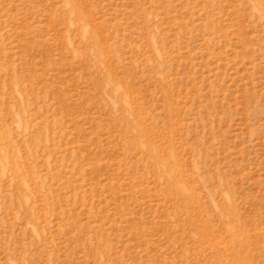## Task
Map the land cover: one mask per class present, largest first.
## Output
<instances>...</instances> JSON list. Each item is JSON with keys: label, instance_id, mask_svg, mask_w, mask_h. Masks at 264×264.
<instances>
[{"label": "rangeland", "instance_id": "obj_1", "mask_svg": "<svg viewBox=\"0 0 264 264\" xmlns=\"http://www.w3.org/2000/svg\"><path fill=\"white\" fill-rule=\"evenodd\" d=\"M0 264H264V0H0Z\"/></svg>", "mask_w": 264, "mask_h": 264}]
</instances>
